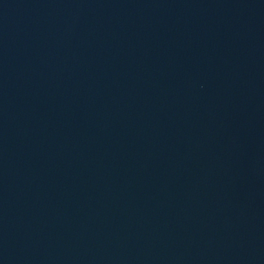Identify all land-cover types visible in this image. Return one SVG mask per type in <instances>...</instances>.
<instances>
[{"label":"water","instance_id":"obj_1","mask_svg":"<svg viewBox=\"0 0 264 264\" xmlns=\"http://www.w3.org/2000/svg\"><path fill=\"white\" fill-rule=\"evenodd\" d=\"M0 264H264V0H0Z\"/></svg>","mask_w":264,"mask_h":264}]
</instances>
